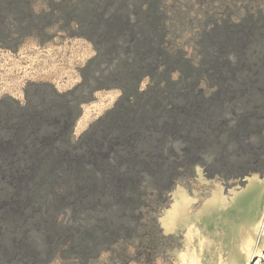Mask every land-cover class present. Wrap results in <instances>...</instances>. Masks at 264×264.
I'll list each match as a JSON object with an SVG mask.
<instances>
[{
    "label": "rangeland",
    "instance_id": "rangeland-1",
    "mask_svg": "<svg viewBox=\"0 0 264 264\" xmlns=\"http://www.w3.org/2000/svg\"><path fill=\"white\" fill-rule=\"evenodd\" d=\"M78 1L30 0L34 19L51 14L50 22L26 35L14 31L9 39L0 38V103L25 107L33 85L52 87L68 101L96 55L94 44L76 31L74 22L59 15L66 3ZM262 2L144 0V6L151 4L160 13L164 31L160 52H178L183 60L196 64L197 43L203 34L224 25V14L231 9L228 4L238 13L245 4L253 10ZM169 78L176 82L179 72L172 69ZM151 82L144 75L139 92L147 93ZM195 91L202 100L214 99L218 93L204 81L197 82ZM120 96V85L115 84L71 106L53 142L52 154L60 164L95 165L84 156L85 143L101 128L102 118ZM222 123L219 132L211 130L219 142L224 139V117ZM253 139L248 136L245 147L225 153L224 146L217 150L219 144L191 150L181 138L162 145L161 153L158 146L148 152L131 143L107 152L98 149L96 157L107 164L100 174L108 173L120 188L129 186L130 202H124L131 219L126 235L97 241L87 255L78 242L77 228L95 223L98 216L93 221L92 215L97 212L110 217L122 199L109 189L96 196V190L81 185L53 183L52 198L44 201L40 193L29 190L40 174L39 164L30 158L16 165L2 163L0 193L8 195L0 198V264H22L21 256L27 252L33 257L29 264H264V143L256 145ZM46 144L38 146L42 149ZM47 210L51 215L44 214Z\"/></svg>",
    "mask_w": 264,
    "mask_h": 264
},
{
    "label": "trees",
    "instance_id": "trees-1",
    "mask_svg": "<svg viewBox=\"0 0 264 264\" xmlns=\"http://www.w3.org/2000/svg\"><path fill=\"white\" fill-rule=\"evenodd\" d=\"M29 3L30 0H0L1 39H9L14 31L26 35L50 22L51 14L34 19ZM228 5L231 9L224 14V25L201 36L197 43L199 59L191 64L178 52H160L164 37L160 13L151 4L145 7L144 0L68 2L59 15L74 22L76 31L96 50L82 72L80 85L67 96L68 101L66 95H59L52 87L33 85L26 95L25 107L0 103V164L16 165L28 158L39 164L40 174L35 176L30 191L48 201L53 183L61 187L73 184L96 190V196L102 194L99 190L109 189L118 196L117 200L122 199L111 209L110 217L97 212L92 215L93 221L98 216L95 223L77 228L78 242L86 255L95 249L97 241L111 242L126 235L131 219L129 186L120 188L108 173L100 174L106 162L96 157L98 149L107 152L115 145L128 147L131 143L148 152L158 146L157 152L161 153L165 149L162 145L181 138L191 150L203 151L219 144L217 150L224 146L225 153L245 147L248 136H254L256 145L264 143V2L253 10L245 4L238 13L232 4ZM172 69L179 72L176 82L169 78ZM144 75H149L152 82L147 93H140L139 82ZM199 81L215 87L217 97L202 100L197 96L195 85ZM115 84L120 85V98L102 118L98 132L85 143L84 156L91 157L95 165L63 166L52 148L71 106ZM223 117L224 139L219 142L211 130H221ZM43 141L47 144L40 149L38 143ZM91 181L95 185H87ZM7 195L3 191L0 198ZM124 199L129 201L125 203ZM44 214L51 215L48 210ZM21 258L22 264L33 259L30 252Z\"/></svg>",
    "mask_w": 264,
    "mask_h": 264
}]
</instances>
